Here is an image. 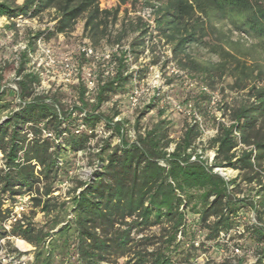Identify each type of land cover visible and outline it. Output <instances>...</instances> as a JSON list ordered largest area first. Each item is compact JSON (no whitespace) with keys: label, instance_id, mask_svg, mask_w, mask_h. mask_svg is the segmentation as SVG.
<instances>
[{"label":"trees","instance_id":"trees-1","mask_svg":"<svg viewBox=\"0 0 264 264\" xmlns=\"http://www.w3.org/2000/svg\"><path fill=\"white\" fill-rule=\"evenodd\" d=\"M116 1L114 9H101L99 0H0V18L14 30L18 19L52 13L51 26L27 31L15 88L3 84L0 67V240L9 234L31 245V264H118L124 257L122 264H191L199 230L204 233L201 246L219 242L220 236L231 242L244 237L253 244L256 264H263L264 0ZM139 3L151 13L152 25L141 17L118 18L122 6L136 12ZM80 19L83 36L94 46L119 45L129 36L131 42L128 50L113 55L115 74L98 85L93 102L80 83L72 87L77 101L66 107L56 94H37L39 77L25 67L38 41L70 34ZM233 34L256 43L241 48L244 42L233 41ZM154 37L170 47L176 66L204 87L228 76L231 88L242 92L232 104L219 105L225 122L212 115L211 162L197 153L203 127L193 115L174 139L161 110L155 122L140 125L150 104L137 116L130 139L125 122L114 121L118 112L108 118L100 112L111 96L145 79L149 65L131 71L128 55L142 54ZM193 49H208L217 61L199 60ZM194 100L192 112L200 116L201 102L208 116L210 96L201 91ZM102 122L109 136L93 152V171L62 199L55 186L67 173L68 156L89 150L88 140ZM216 168L237 171L239 180H226ZM241 184L248 187L247 194L240 191ZM26 193L32 214L40 213L44 223L23 216L6 232L2 223L11 210L3 209L5 202L11 207ZM247 209L254 222L237 235V219ZM153 227L156 233L144 235Z\"/></svg>","mask_w":264,"mask_h":264},{"label":"rangeland","instance_id":"rangeland-1","mask_svg":"<svg viewBox=\"0 0 264 264\" xmlns=\"http://www.w3.org/2000/svg\"><path fill=\"white\" fill-rule=\"evenodd\" d=\"M99 6L101 9H114L117 6L116 0H99ZM136 12H134L129 5L122 6L120 8L118 18L121 19L126 16L128 19H134L135 17H141L144 21L150 20L151 13L147 9H143L141 3L136 5ZM22 22L16 23V29L10 28V22L5 18H0V67L4 69L3 71V84L9 88H15L14 80L15 78V68L18 63V53L22 51V48L25 46L27 31H37L43 30L47 26L52 25V13H44L40 17L22 19ZM225 30L226 28H223ZM83 30V20H78L74 26L73 31L68 35H57L48 40H44L45 44L49 45L57 54L64 55L69 52H74L77 44L85 38L82 34ZM211 38V37H210ZM232 40L238 38L242 39L244 45L241 46L244 48H249L254 45L255 39L247 35H236L231 36ZM161 38L154 37L151 41L148 42L147 48L143 51L142 54L137 52V55L131 56V64L137 67V70H143L146 65L152 67V71H148L146 77L142 81H136L131 85L134 87L136 84L139 88L142 89L143 93L141 94L139 100V106L137 108H131L128 98L133 88L127 87V91L124 93H119L111 98L102 105L100 112L108 117H110L114 112H118L117 120H122L125 122V126L129 129L130 139H134L133 135V125L139 115L140 111L146 108L148 105L152 104V107L146 109L143 119L140 121V125L147 126L157 120V111H163V117L167 118L172 124V133L171 137L176 139L181 132V129L186 121H189L191 115L188 116V109H186L187 104L192 105L197 94L201 92V87H204L203 84L196 81L195 78L189 76L186 72L181 71L172 61V56L170 52V47L167 46ZM131 42V37L124 39L122 45L126 46ZM211 45L215 43L214 38L210 40ZM94 46V45H93ZM98 51L110 48L111 46L100 43L99 45L94 46ZM209 50L202 49H193L192 52L197 56L199 60L211 62L217 61V56L208 52ZM76 62L81 65H84L82 58L73 56ZM258 59V57H257ZM248 63H250L249 58H247ZM26 70L29 71V66L27 65ZM136 71V70H133ZM157 72L159 74L160 80L156 82L154 87H151L153 83L152 76ZM95 73L100 76L101 68L98 66L95 69ZM233 79L224 76L221 79H215L214 86H206V88L211 93L214 104H210L208 111L210 114L205 116L202 111L206 109L205 104L198 102L200 112L201 125L203 127L204 133L201 136V142L198 143L197 148H202L201 152L204 159L208 160L211 157L212 149L208 147V141L213 138L214 131V120L221 119V113L219 111V105L232 104L235 100L239 99L242 95V92H237L232 89ZM69 87H61L58 82H45L44 84L40 83V89H36L37 94L48 93L56 94L59 97V100L62 105L69 107L72 103L77 101L76 91ZM155 98V103H152V99ZM88 101V100H87ZM201 104V105H200ZM176 106L180 107L181 111L176 109ZM191 120V119H190ZM216 121V120H215ZM224 122L226 121L223 120ZM88 134V133H87ZM109 136V132L105 130L104 124L99 123L97 125L93 137L88 140L89 150L85 152H77L75 154H70L68 156L69 165L67 168V173L62 177V180L55 186L60 193L62 199H65L66 193L76 186L77 181L85 180L94 169L92 162L93 152L97 149L96 146L100 142ZM114 143H117L116 139H113ZM209 162V161H208ZM218 169V173L224 174L229 180L237 179L238 172L232 169ZM240 191L244 194L248 193V187L245 184H241ZM30 195L28 193L18 196L15 198V202L11 207V204L5 202L3 209H10L11 212L9 217L2 223L7 224V221L11 219V216L15 210V205L19 202L18 199H21L23 204L21 217L25 216L31 218V220L41 225L44 223L43 217L40 213L33 215L34 211L31 208ZM29 197V198H28ZM254 222V213L247 209L243 211L237 219L238 227L235 233L238 235L243 233L244 227ZM13 223L11 224V226ZM5 230V229H4ZM157 228H150L144 235L149 233H156ZM234 232L231 235L235 234ZM10 235L7 234L5 238H2L0 241L4 240L5 246L7 248L16 247L22 251H27V255L33 259V247L26 242L19 240L15 241L8 240ZM137 238H140L137 237ZM204 233L197 230L193 240V247L197 250L195 253L194 259L191 261V264H256V256L254 254L253 244L251 245L245 241L244 237L237 239L234 242L227 241V238L220 236L219 242L212 243L208 242L203 244ZM188 242H184V246H188ZM1 245V244H0ZM234 245L241 246L239 252L235 253ZM126 261V258H120L117 262L122 264ZM264 264V262H263Z\"/></svg>","mask_w":264,"mask_h":264},{"label":"built area","instance_id":"built-area-1","mask_svg":"<svg viewBox=\"0 0 264 264\" xmlns=\"http://www.w3.org/2000/svg\"><path fill=\"white\" fill-rule=\"evenodd\" d=\"M22 19H18L15 23H20ZM147 23L152 25L151 17L150 20H146ZM25 49V46L22 50ZM120 50H128V45L124 46L122 44L113 45L110 48L98 51L92 45V43L87 39L83 38L76 46L75 51L66 53L64 55L57 54L49 45L45 44L44 41L40 40L36 44V49L33 54L29 56V72L34 73L39 77L40 83L44 84L45 82H58L61 87L75 86L78 84H83L85 87V97L89 102H93L94 96L97 91L98 85L103 83V80L111 78L115 74V62L112 61V57L115 53H118ZM73 56H77L83 59L85 62L84 65L76 62ZM128 63L130 64L129 69L137 70L133 64H131V57L128 55ZM101 68V74L98 76L95 73L96 67ZM153 68L149 67V71H152ZM153 83L151 87H154L156 82L160 80L159 74L155 72L152 76ZM140 87V86H139ZM136 84L134 85L128 101L131 108H137L139 106V100L141 94L143 93L142 89L139 88ZM40 89V86L37 87ZM202 92L210 96V104H214V99L206 87H201ZM178 111L180 110L179 106H176ZM186 109H188V116L193 115L195 122L200 125L202 129L200 118L196 113L192 112V105L187 104ZM191 119V118H190ZM117 120V119H115ZM223 122V120H222ZM82 129L83 127H79ZM204 130L202 129V134ZM216 131H214V134ZM46 137H51V134L45 133ZM202 136V135H201ZM201 142V137L197 140L198 143ZM239 149H246L245 147L239 145ZM197 153L201 154V148H197ZM214 153L212 151L211 157L208 161L211 162ZM204 159V157H203ZM194 160V157H192ZM218 169H214V172H217ZM226 180H229L224 174L218 173ZM264 182V175H263ZM31 197V196H29ZM28 197V198H29ZM19 202L15 205V210L11 216V219L7 221V224L4 225L6 232H9L11 229V224L15 223L18 220H21V212L23 210L21 199H18ZM10 241H19V238L10 237ZM0 264H31L32 259L27 255V251H22L16 247L7 248L5 246L4 240L0 241ZM235 253H238V249H234Z\"/></svg>","mask_w":264,"mask_h":264}]
</instances>
